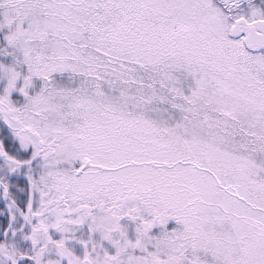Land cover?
Segmentation results:
<instances>
[{
	"label": "snow or ice",
	"instance_id": "6c2138e0",
	"mask_svg": "<svg viewBox=\"0 0 264 264\" xmlns=\"http://www.w3.org/2000/svg\"><path fill=\"white\" fill-rule=\"evenodd\" d=\"M0 264H264V0H0Z\"/></svg>",
	"mask_w": 264,
	"mask_h": 264
}]
</instances>
